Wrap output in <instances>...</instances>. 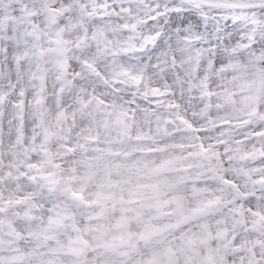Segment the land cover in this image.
<instances>
[{"label": "snow or ice", "instance_id": "6c2138e0", "mask_svg": "<svg viewBox=\"0 0 264 264\" xmlns=\"http://www.w3.org/2000/svg\"><path fill=\"white\" fill-rule=\"evenodd\" d=\"M0 264H264V0H0Z\"/></svg>", "mask_w": 264, "mask_h": 264}]
</instances>
